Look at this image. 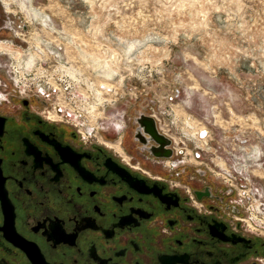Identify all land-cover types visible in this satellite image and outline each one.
Masks as SVG:
<instances>
[{
  "label": "flooded vegetation",
  "instance_id": "obj_1",
  "mask_svg": "<svg viewBox=\"0 0 264 264\" xmlns=\"http://www.w3.org/2000/svg\"><path fill=\"white\" fill-rule=\"evenodd\" d=\"M9 89L0 103V264H264V238L234 218L233 190L155 122L167 143L147 134L149 116L125 118L108 150Z\"/></svg>",
  "mask_w": 264,
  "mask_h": 264
},
{
  "label": "rangeland",
  "instance_id": "obj_2",
  "mask_svg": "<svg viewBox=\"0 0 264 264\" xmlns=\"http://www.w3.org/2000/svg\"><path fill=\"white\" fill-rule=\"evenodd\" d=\"M22 1L27 8L15 2L8 11L0 0V39L16 44L21 39L28 44L34 36L45 35L55 42L64 34L77 44L112 40L115 45H132V63L141 71L133 75L129 94L119 105L125 118L154 113L160 119L163 112L171 114L168 121L174 120L172 112L202 117L208 104L221 110L224 121L230 107L233 129L241 118L243 123L254 122L257 127L246 131L249 136H263V140L252 137L250 141L264 147V0ZM32 9L39 20H32ZM98 48L90 46L88 51ZM0 57L8 63L6 55ZM6 68L0 69V80L7 84L6 90L0 88V103L11 95ZM104 135L106 142L98 145L114 149L111 145L119 136L111 130ZM187 158L193 160L190 151ZM251 180L248 187L260 192L262 188L263 196L255 197L264 202V177Z\"/></svg>",
  "mask_w": 264,
  "mask_h": 264
},
{
  "label": "built area",
  "instance_id": "obj_3",
  "mask_svg": "<svg viewBox=\"0 0 264 264\" xmlns=\"http://www.w3.org/2000/svg\"><path fill=\"white\" fill-rule=\"evenodd\" d=\"M42 26L47 27L45 24ZM36 27L39 31V27ZM44 37L34 36L28 44L19 37L20 44L5 41L16 45L21 56H32L29 64L23 59L13 64L10 55L6 54L8 63L5 60L1 62L0 57V66L7 67L6 74L12 92L20 97L37 100V109L42 117L72 127L83 143L104 144L107 140L104 133L110 130L120 136L126 112H120L119 105L129 94L127 89L133 75L141 71V68L133 65L126 42L115 45L111 40L92 45L96 49L100 47V51L95 53L105 58L115 72L114 77L107 78L99 71L88 68L84 60L81 63L78 59H65L64 46L72 39L62 36L60 41L54 42ZM3 62L4 65H1ZM69 68L76 71V78L65 72ZM0 85L7 86L5 82H0ZM207 106L202 117L193 114L180 117L172 112L174 120L168 121L169 112H163L164 116H160V119L154 113L144 115L153 119L160 134L184 148L186 158L190 151L191 162L205 168L214 179L233 190L234 196L229 203L238 210L234 218L244 230L264 238V202L255 197L262 194V188L260 192L257 187H248L253 176L264 177V147L259 141H250L252 137L255 140H263V137L254 134L249 136L250 132L246 129L249 126L257 127L250 120L243 123L241 118L236 129H233L230 107L228 119L221 121V110L217 106ZM166 164L172 170L181 165L172 160H167Z\"/></svg>",
  "mask_w": 264,
  "mask_h": 264
},
{
  "label": "bare ground",
  "instance_id": "obj_4",
  "mask_svg": "<svg viewBox=\"0 0 264 264\" xmlns=\"http://www.w3.org/2000/svg\"><path fill=\"white\" fill-rule=\"evenodd\" d=\"M3 1V4L5 7H7L9 10L10 8L8 7L9 5L13 4L14 1H11L10 0H2ZM15 2H18L15 0ZM19 4L22 6L21 2L19 1ZM23 8V6H22ZM18 12V11H17ZM30 14V13H29ZM34 16H33V15ZM32 14H30V16L32 17V20H39L38 17L39 15H36L38 14L36 11H34ZM45 16V15H44ZM47 17V16H46ZM46 19V18H44ZM42 23H45L44 20H42ZM50 25V24H49ZM51 28V27H50ZM43 31V30H42ZM56 31V30H55ZM62 35V34H61ZM64 35V34H63ZM62 35V36H63ZM45 36V35H44ZM70 37V36H69ZM68 38V37H66ZM59 39V38H58ZM74 40V38H72ZM68 41V40H67ZM81 41V40H80ZM69 45H65L64 48H65V51H64V57L65 59L69 60H74V58L78 59L81 63L83 62V60L86 62V65L88 68L94 70L95 72L96 71H99L100 73H102L103 76L107 77V78H110V77H114V70L113 68L110 67L109 63L107 60H105V58L103 57H100L99 56V53L97 52V56L94 55L93 53H90L88 50H89V47L92 46V45H84V44H77V42L75 43V41H70L68 43ZM86 47V50L84 51L83 49H85ZM129 50L133 49L132 48V45L130 44L129 46H127ZM70 48H73L72 50L74 51H69V53H67V51L70 49ZM0 51L3 53V54H6V55H10V58H11V63L15 64V63H18L20 61V59H23L22 61H25L29 64L32 62V56L28 55L27 57H23L20 55L19 53V49L17 48V46H12L11 44L9 43H6V42H0ZM75 52V53H74ZM106 52V51H104ZM78 53V54H77ZM73 62V61H72ZM66 73H70L73 75V77L76 78L75 76V70L69 68L68 70L65 71ZM95 75H97V73H95ZM97 81V79H96ZM122 125V124H121ZM263 137V136H262ZM117 143V142H116Z\"/></svg>",
  "mask_w": 264,
  "mask_h": 264
},
{
  "label": "water",
  "instance_id": "obj_5",
  "mask_svg": "<svg viewBox=\"0 0 264 264\" xmlns=\"http://www.w3.org/2000/svg\"><path fill=\"white\" fill-rule=\"evenodd\" d=\"M146 125H148V130L146 131L155 141H162L163 143H167V141L160 135L157 134L156 128L154 127V121L151 118L143 117Z\"/></svg>",
  "mask_w": 264,
  "mask_h": 264
}]
</instances>
